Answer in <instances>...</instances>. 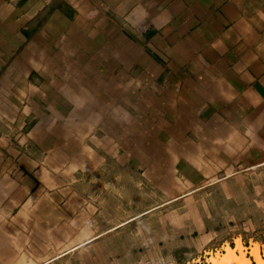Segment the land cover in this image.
Returning <instances> with one entry per match:
<instances>
[{"label": "crops", "instance_id": "crops-1", "mask_svg": "<svg viewBox=\"0 0 264 264\" xmlns=\"http://www.w3.org/2000/svg\"><path fill=\"white\" fill-rule=\"evenodd\" d=\"M258 209L264 0H0V264H257Z\"/></svg>", "mask_w": 264, "mask_h": 264}, {"label": "rangeland", "instance_id": "rangeland-1", "mask_svg": "<svg viewBox=\"0 0 264 264\" xmlns=\"http://www.w3.org/2000/svg\"><path fill=\"white\" fill-rule=\"evenodd\" d=\"M259 210V209H258ZM257 210V211H258ZM260 211V210H259ZM258 211V212H259ZM263 216V218H259V217H262ZM232 223L230 224V225H228V226H226L225 228H224V231H227L228 229H231L230 230V233H231V235H241V237H242V239H243V242H244V244L246 243V245H249L250 244V246H254V245H257L259 248H260V250H261V253H264V250L262 251V248L264 249V244L263 243H261L260 241H258V244H255L256 242H255V238L256 237H258V238H261V239H264V210L263 211H260V215L258 216V218H254L253 220H252V224H249V223H246V224H244V225H236V226H234L233 225V221H231ZM238 238H240L239 236L238 237H236L235 238V246H237V240H239ZM227 244V243H226ZM226 244H224V247L223 248H221V249H218L217 250V252L215 253V251L214 252H212V253H210L211 254V256L213 257V256H215L217 253H219V254H225L226 253V251H225V247H226ZM263 244V245H262ZM235 246H234V248H235ZM249 249V248H248ZM209 250V248H205V247H203L202 249H201V251H196V250H193V253L190 255V257L188 258V262L190 263V264H192V262H198V261H196L198 258L200 259V261L199 262H201V263H204V264H207L206 262H209V264H212L211 263V261H210V259L212 258L211 256L209 257L208 256V254L209 253H204V251H208ZM225 251V252H224ZM246 251V250H245ZM249 251H251V249L249 250ZM223 252V253H222ZM175 253H177L178 255H180L181 253H183V250L182 249H177V252H175ZM206 254V255H205ZM246 255H247V253H246ZM264 255V254H263ZM176 256L177 255H175V258H176ZM216 257V256H215ZM174 258V259H175ZM210 258V259H209ZM249 259V258H248ZM192 260H194V261H192ZM205 260V261H204ZM187 261V259H186V257H185V260H184V262H182V264H185V263H187L186 262ZM251 261V260H250ZM175 262V261H174ZM172 263V261L171 260H169L166 264H171ZM176 263V262H175ZM174 263V264H175ZM254 263V262H253ZM179 264V263H178Z\"/></svg>", "mask_w": 264, "mask_h": 264}, {"label": "bare ground", "instance_id": "bare-ground-1", "mask_svg": "<svg viewBox=\"0 0 264 264\" xmlns=\"http://www.w3.org/2000/svg\"><path fill=\"white\" fill-rule=\"evenodd\" d=\"M236 248H232L229 245L225 247V254L217 253L215 256H211L212 264H252L248 259L245 252V247L241 243V239L237 240ZM210 254V253H209ZM251 255L255 258L257 264H264V258L261 256L260 248L257 245L252 247Z\"/></svg>", "mask_w": 264, "mask_h": 264}, {"label": "built area", "instance_id": "built-area-1", "mask_svg": "<svg viewBox=\"0 0 264 264\" xmlns=\"http://www.w3.org/2000/svg\"><path fill=\"white\" fill-rule=\"evenodd\" d=\"M215 251V253L217 252V250H214ZM214 251H210V252H208V253H212V252H214ZM207 254V253H206ZM205 254V255H206ZM208 256L210 257L211 256V254H208ZM192 261H194V260H192ZM196 261H198V262H192V264H204V263H201V262H199L200 261V259L198 258ZM205 261V260H204ZM207 264H209V262H206ZM185 264H190L189 262H187V263H185Z\"/></svg>", "mask_w": 264, "mask_h": 264}, {"label": "trees", "instance_id": "trees-1", "mask_svg": "<svg viewBox=\"0 0 264 264\" xmlns=\"http://www.w3.org/2000/svg\"><path fill=\"white\" fill-rule=\"evenodd\" d=\"M255 240H258V241H260L261 243L264 244V239H261V238L256 237Z\"/></svg>", "mask_w": 264, "mask_h": 264}]
</instances>
